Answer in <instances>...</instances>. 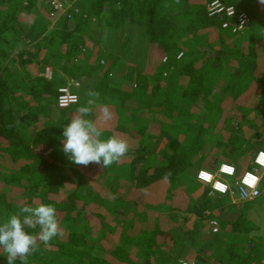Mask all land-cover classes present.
Here are the masks:
<instances>
[{
    "label": "trees",
    "instance_id": "trees-1",
    "mask_svg": "<svg viewBox=\"0 0 264 264\" xmlns=\"http://www.w3.org/2000/svg\"><path fill=\"white\" fill-rule=\"evenodd\" d=\"M45 1L0 0V140L6 143L0 149V221L25 204L45 203L56 208L63 231L50 241L55 251L40 244L27 264H171L186 256L193 259L198 251L213 264H260L263 242L248 239L254 226L243 213L235 216L248 206L211 194L197 174L225 162L241 175L256 166L257 151L251 156L246 148L258 142V150H264V132L254 131L256 124L247 119L249 114L264 119V8L258 10L264 4L221 0L250 18L248 27L238 30L235 19L208 17L206 0H57L73 1L76 11L63 15L58 28L46 33L52 0L47 6ZM36 7L42 11L33 15ZM93 18L101 19L108 32H118L119 51L98 48L94 56L83 48ZM127 26L139 28L151 59L149 68L135 65L124 80L129 64L122 59L132 41L124 38ZM152 58H157L154 67ZM32 66L38 70L35 76ZM48 67L54 68L49 80L39 75ZM92 75L97 78L93 90L117 108L118 122L103 138L125 131L131 140L128 154L103 169L75 165L62 151L63 127L77 114V103L59 109L58 89ZM250 81L255 102L247 106L239 94ZM200 104L203 111L189 114ZM223 107L241 114L227 136L214 131ZM173 109L181 121L193 119L192 124L183 122L184 135L161 122ZM141 113L143 120L134 130L129 124ZM168 130L174 136L155 150L156 140ZM94 168L116 181L111 188L94 182ZM97 187L103 191L104 207L96 211ZM229 209L233 221L220 217ZM210 213L219 215V230L203 240L199 232L204 226L211 229L216 219ZM94 250L107 258L92 256ZM0 264H7L2 250Z\"/></svg>",
    "mask_w": 264,
    "mask_h": 264
},
{
    "label": "rangeland",
    "instance_id": "rangeland-1",
    "mask_svg": "<svg viewBox=\"0 0 264 264\" xmlns=\"http://www.w3.org/2000/svg\"><path fill=\"white\" fill-rule=\"evenodd\" d=\"M57 1V0H55ZM74 1H78V0H74ZM42 2V1H41ZM47 2L48 0H46L44 2V4L47 6ZM59 2V1H57ZM61 3V10H54L52 8V12H50V15L48 14L50 20H51V24L48 28V30L46 31V33H49L50 30H54L58 28V22L62 19V16L65 14H69L70 10H73L74 12L76 11V9L72 6L73 1H69L66 2L64 4V2H59ZM255 6L257 3H253ZM264 8V6H262V8L258 9L261 10ZM41 9V8H40ZM40 9L38 7L34 8L32 11L33 15H38L40 14ZM51 10V9H50ZM40 11V12H39ZM39 12V13H38ZM257 12V11H256ZM261 14V19H263L264 21V11ZM68 18H70V20L73 21V19H71V17L68 16ZM24 20V19H23ZM22 20V21H23ZM88 35H90V37L87 36L86 41H85V45L83 46V48H85V50L90 49L91 52H93V55L95 56V52L98 50V48H103V49H107L108 52H112L113 51H119V49H116V44L117 42L120 40V36L118 35V32H108V30L104 27V25L102 24V20L101 19H97V18H93L91 20V25L88 28ZM45 33V34H46ZM126 35L132 40L131 44L127 47V49L125 50L126 52V57L123 58L122 60L124 61L125 64H132V65H139V68L141 67V69H146L148 67V63H149V59H151V56L148 55V45L147 42H145L142 38H141V32L139 30V28L135 27V26H127L126 27V31L124 32V38H126ZM208 34L204 35L202 39H207ZM200 38V39H201ZM32 44V43H31ZM34 44V43H33ZM30 44H28L27 46H29ZM26 46V47H27ZM182 46L187 49L188 48V44H186V42L184 41V43H182ZM25 47V48H26ZM116 49V50H114ZM121 52H123L121 50ZM44 54V50H40L38 53V57L41 58V56ZM91 59V58H90ZM157 58L154 59L152 58V63L150 64V66H152L155 62H156ZM91 61V60H90ZM130 67V66H129ZM154 67V65H153ZM31 68V67H30ZM28 68V69H30ZM149 68V67H148ZM151 68V67H150ZM126 71L123 73V79L127 80L131 74L130 71H127L128 67L125 68ZM30 71L32 72L31 76H35L38 73V70L35 66H32V69H30ZM54 71L53 67H48L46 69V71H44L42 74H39L40 76H42L43 78L49 80L51 78V75ZM153 71V70H152ZM150 70V73L152 72ZM257 72V71H256ZM258 72L259 69H258ZM129 74V75H128ZM258 77L261 76L260 73L257 74ZM96 75H92L90 78H85L84 80H82L81 82H75V81H67L66 86L71 85L70 89L71 92L76 93L78 96V102L76 105L77 108L81 105L86 104V101L88 100V92L89 91H94L93 90V86L96 83ZM214 82V81H213ZM212 82V83H213ZM73 84V86H72ZM253 83L252 81H250L240 92L239 94V100L243 101V100H248L247 101V106L252 103L254 104L255 100L252 99L251 97V92L253 91ZM99 93V92H98ZM100 94V93H99ZM211 94H216L215 91H212ZM98 104L100 105H107L110 107L112 113H113V119L107 123H100L99 121L98 124L99 126L103 129V133H105L104 131H110L113 128H115L117 122H118V114H117V108L116 105L113 103H110L109 100L103 96V95H99V99H98ZM74 106H71L67 109H70ZM203 111V105L200 104L196 107H191L189 110V114H194L199 111ZM177 111L176 109L172 110V113L170 114V117L167 118L165 116L163 117V121L161 120V122H163L164 124H166L169 129H171V131L173 133L176 134H182L184 135V132L182 130V124H184L183 122H186L188 124H192V120L188 117H185L183 119V121L180 120V118L177 115ZM240 111V110H239ZM238 110H230L228 107H223V109L221 110L220 116L217 120V126H218V130H214L218 135L222 134L224 136H227L228 133H230V130L232 127H236L240 120H241V114ZM99 113V108L95 109L93 114L89 117L93 120H96L97 115ZM143 116V113L139 114V116H136L134 118V123L131 122L129 124V126L132 129H136L135 127L139 126L138 123L141 122L143 119H141ZM154 116V115H153ZM247 119L250 120L251 123L256 124V126L254 127V131H258L260 133L264 132V119L263 118H258L255 117V115H248ZM186 127V126H185ZM170 130H168L167 132L162 131V133L160 134V137L156 140V143L154 144V148H158L155 150H159L160 147L165 146L170 140L171 138L174 136V134L171 132ZM201 131V130H199ZM205 133V132H204ZM203 133V134H204ZM117 136L126 139L129 143H131V140L127 137V133L125 131H120L117 133ZM222 137V136H221ZM219 137H217L218 139ZM225 138V137H222ZM205 139V138H204ZM208 139V138H207ZM250 144V143H248ZM4 146H6L5 141L0 140V149L4 148ZM251 148V149H250ZM250 148H246V154L247 152L249 153V155L251 154V156H254V154L259 151H263L262 149H259V145L258 142L256 143H251L250 144ZM1 156L4 155L3 152H0ZM257 154V153H256ZM256 156V155H255ZM255 160V158H254ZM225 163V162H223ZM255 164V161H254ZM233 165V164H230ZM256 165V164H255ZM234 166V165H233ZM235 167V166H234ZM217 168V167H216ZM218 168H219V164H218ZM215 171H210L213 174H217V170ZM236 168V167H235ZM257 170L258 174L261 178L260 181V196L259 199L261 200H257L255 203H253L251 206H249L247 204V202H240L237 201V199L235 198V194L234 190H235V183L236 180L239 178V175L237 174V172L239 173L238 168H236V178H232V177H225L223 179L217 177V179H221L220 181L223 183H227L228 184V192L227 194H217L212 192L211 194L216 195L220 198H226L227 201H229V203L231 204H238V207H244V206H248V209L246 211H242L241 210H237V213L235 214V216H238V213H243V216H245L246 222L250 223V226H254V229L251 230V232L247 233V237L248 239H253V238H260V240L263 242L264 244V169L261 167H258L257 165L252 169V170H247V171H253V170ZM200 170H205V169H200ZM91 175H92V179L94 180L95 183H97L98 186H100L101 188H111L112 184H114L116 181L114 180H110L108 179V177L106 175H104V173H102L101 171H98L97 169H92L90 171ZM119 171H116L117 176H119ZM121 185V184H120ZM206 185V184H205ZM119 189L121 187H118ZM96 191V203L95 204V208H92L94 210H101L104 205H103V191L100 190V188H94ZM211 189V188H210ZM67 190V189H66ZM198 194H195V196H197ZM166 212V211H165ZM232 212V213H231ZM180 216H185L187 215L186 213H179ZM233 211L231 209L226 210V212H224L223 214H220V217L222 219H228V220H232L234 219V215H233ZM210 216L216 218V214L214 213V216L212 213H210ZM219 219V215L216 219H212L213 221H217L218 222ZM218 224V223H217ZM211 225V223H210ZM118 230H116V235L119 233L120 231V227H116ZM213 228L211 226V229L209 227V225L206 227L204 226L203 229H201V231L199 232V237L203 240H209V238H211V235L213 234ZM45 248L50 249L52 251L56 250V247L53 246H45ZM95 257H99V258H107V255L102 254L99 251L94 250L93 251V255ZM212 256V255H211ZM185 257V256H184ZM181 260H189V261H194L197 264H213L212 259L209 258L208 256L204 255L202 253V251H198V254L192 259L191 256H186V259H181ZM263 259H261L259 262H261ZM88 263L90 264H98L96 263V261H89Z\"/></svg>",
    "mask_w": 264,
    "mask_h": 264
},
{
    "label": "clouds",
    "instance_id": "clouds-1",
    "mask_svg": "<svg viewBox=\"0 0 264 264\" xmlns=\"http://www.w3.org/2000/svg\"><path fill=\"white\" fill-rule=\"evenodd\" d=\"M260 3L264 4V0H260ZM183 55L181 52L176 58L182 59ZM87 95L89 98L86 104L79 106L77 114L63 127L62 151L75 165L86 167L89 164H96L102 169L108 168L128 154L130 145L126 139L116 135L103 138V129L97 121L107 123L113 119V113L109 106L98 104L100 95L98 92L89 91ZM97 108L99 113L96 120L89 118ZM222 171L231 175L234 173V167L226 164ZM199 178L210 182L213 177L208 171L201 170ZM259 180L260 177L247 173L241 184L247 189H255ZM215 188L220 192H226L228 184L217 180ZM248 195L245 187H241V199H246ZM62 235L61 224L53 205L25 204L19 213L10 214L0 221V250L5 253L7 264H16L17 260L20 264H27L28 257L40 244L49 246L53 238Z\"/></svg>",
    "mask_w": 264,
    "mask_h": 264
},
{
    "label": "built area",
    "instance_id": "built-area-1",
    "mask_svg": "<svg viewBox=\"0 0 264 264\" xmlns=\"http://www.w3.org/2000/svg\"><path fill=\"white\" fill-rule=\"evenodd\" d=\"M50 4L54 10H57V9L61 10V3H59L55 0H52V1H50ZM205 11L207 13V16L210 18H221V19H225V20H229V21H231V20L233 21L235 19L238 30H242L244 28H247L249 23H250V18L248 17V15L245 12L238 13L233 6L225 5L221 0H206ZM226 26H227V23H224L223 27H226ZM77 98H78L77 94L71 92L70 85L63 86L62 88L58 89L57 107L59 109H66V108L76 104L78 102ZM261 153H264V152L263 151L257 152L254 161L258 167H261L264 169V155H261ZM261 157H263V158L260 159ZM226 164L234 167L233 165H230L228 163H221L219 165L218 170H217V174H213L210 171H208L209 173L212 174V177H213L210 182L203 181L199 178V173L201 171L200 170L197 174V180L200 181L201 183L209 186V188H211V191L214 193L227 194V192L229 190H227L226 192H220L215 188V184H216L217 180H221L225 177H232V178L235 177L236 178V168L235 167H234V173L231 175L222 171L223 166ZM247 173H253L254 175L260 177L258 174V171L256 169L253 171H245L241 175H239V178L236 180V183H235V190H234L233 194H235V198L237 199V201H240V202H247V201L255 200L260 196V193H261L260 192L261 178H260L255 189H247L246 186L241 184L242 178ZM216 176L221 178V179H217ZM241 187H245V189L249 193V195L246 199H241ZM210 223H211V226L213 228V232H217L219 230V226H218L217 222L211 221ZM171 264H196V263H194L193 261H189V260H180L177 263H171ZM260 264H264V260H262L260 262Z\"/></svg>",
    "mask_w": 264,
    "mask_h": 264
},
{
    "label": "crops",
    "instance_id": "crops-1",
    "mask_svg": "<svg viewBox=\"0 0 264 264\" xmlns=\"http://www.w3.org/2000/svg\"><path fill=\"white\" fill-rule=\"evenodd\" d=\"M130 44H131V43H130ZM120 53L122 54L123 52L120 51ZM121 54H119L120 57L123 55V54H122V55H121ZM129 66H130V67H129ZM129 66H128L127 71H130V72H131V71H132L131 69H132L135 65L129 64ZM138 67H139V65H138ZM140 68H141V67H140ZM125 71H126V69H124V72H125ZM128 75H129V74H128ZM221 163H223V162H221ZM216 169H217V168H216ZM216 169H215V170H216ZM215 170H213V171H215Z\"/></svg>",
    "mask_w": 264,
    "mask_h": 264
},
{
    "label": "bare ground",
    "instance_id": "bare-ground-1",
    "mask_svg": "<svg viewBox=\"0 0 264 264\" xmlns=\"http://www.w3.org/2000/svg\"><path fill=\"white\" fill-rule=\"evenodd\" d=\"M263 157H261L260 159H262Z\"/></svg>",
    "mask_w": 264,
    "mask_h": 264
}]
</instances>
